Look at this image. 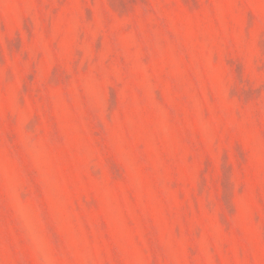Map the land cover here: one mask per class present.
<instances>
[{"label": "rangeland", "instance_id": "374dc122", "mask_svg": "<svg viewBox=\"0 0 264 264\" xmlns=\"http://www.w3.org/2000/svg\"><path fill=\"white\" fill-rule=\"evenodd\" d=\"M0 264H264V0H0Z\"/></svg>", "mask_w": 264, "mask_h": 264}]
</instances>
